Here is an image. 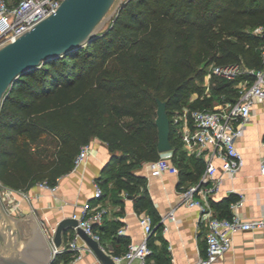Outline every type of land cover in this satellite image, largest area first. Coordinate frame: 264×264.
<instances>
[{
    "label": "trees",
    "instance_id": "1",
    "mask_svg": "<svg viewBox=\"0 0 264 264\" xmlns=\"http://www.w3.org/2000/svg\"><path fill=\"white\" fill-rule=\"evenodd\" d=\"M256 26L263 31L255 33ZM263 47L264 0H123L97 37L13 82L0 106V185L23 191L43 180L55 185L72 170L80 147L98 137L112 153L96 179L99 199L109 191L114 200L121 190L138 193L135 207L154 214L145 186L139 188L144 177L134 169L160 156L157 99L166 102L172 160L179 168L183 141L174 113L212 107L200 86L210 65L240 67L237 79L211 72L214 91L235 100L231 86L252 80L251 69L263 67ZM232 200H220L224 211L218 215H230ZM102 229L114 233L99 225L100 234ZM71 256L57 253L51 264H70Z\"/></svg>",
    "mask_w": 264,
    "mask_h": 264
},
{
    "label": "crops",
    "instance_id": "2",
    "mask_svg": "<svg viewBox=\"0 0 264 264\" xmlns=\"http://www.w3.org/2000/svg\"><path fill=\"white\" fill-rule=\"evenodd\" d=\"M181 125L182 123H179L177 132L181 130ZM235 143L242 152L244 164L234 177L219 170L218 174H222L223 180L219 190L210 197V205L215 213H223L220 200L228 196L235 200L242 194L244 200L242 206L238 208V213L244 218L264 216V172H261L259 167L264 149V102L256 101L252 105L251 117L240 135L236 136ZM87 145L90 151L86 159L77 168L58 177L55 190L35 184L28 190L20 192L26 194L33 208L41 213L43 224L48 222L52 227L62 217L78 212L85 203L103 204L107 214L100 224V230L104 226L107 230L112 228L114 233L102 229L101 241L112 253L120 254L126 250L129 242L137 243L143 239L144 232L139 222V214L148 212L146 208L135 207L138 193L128 194L121 190L115 196L117 200L111 197V191L101 199L93 197V182L101 175L112 153L108 144L98 137H92ZM205 153L197 155L183 143L178 157L177 173L152 175L149 170L150 161H143L134 169L136 174L144 177L139 188L142 190L145 186L155 209L154 214L148 213L154 226L148 239L155 247V256L150 257L155 264H172V261L176 264H199V259L206 253L207 225L205 221L200 220V211L197 207L182 202L180 192V185L201 182L205 170ZM210 183L211 180L208 181V184ZM109 187H113V180L109 182ZM13 191L19 192L15 189ZM171 212L173 216H170ZM158 225L159 229L156 230ZM121 226H124L125 230L119 237L121 240L127 239V242L121 241L118 237L115 239ZM219 263L264 264V228L234 232L232 246L223 254ZM77 264L102 263L91 249H86ZM123 264H139V261L134 258L129 262L124 261Z\"/></svg>",
    "mask_w": 264,
    "mask_h": 264
},
{
    "label": "built area",
    "instance_id": "3",
    "mask_svg": "<svg viewBox=\"0 0 264 264\" xmlns=\"http://www.w3.org/2000/svg\"><path fill=\"white\" fill-rule=\"evenodd\" d=\"M62 0H19L13 6L6 0H0V44L14 40L15 37L26 29L31 28L36 22L57 10ZM253 31L260 33L262 26H256ZM263 67L251 69L254 77L245 79L244 84L238 85V97L213 107L184 108L180 114L181 130L179 134L184 145L197 155L206 152L205 170L200 183L180 185L182 202L188 206L197 207L200 211V220L207 225L206 253L199 259V264H220L223 254L232 246V235L238 230H252L264 228V216L244 218L238 213V208L243 204V195L240 194L230 203V215L220 216L215 213L210 205V197L217 192L222 183V174L219 170L234 177L244 164L242 152L235 143L236 136L240 135L245 123L251 117V107L256 102H264V47L262 48ZM241 69L238 65L218 66L212 65V72L234 78ZM179 119H175L176 121ZM87 144L80 147L73 162V168H77L88 156ZM217 160L219 163H217ZM261 172H264V149L259 160ZM149 170L152 175H160L165 172L177 173L179 168L172 160V151H163L160 156L149 162ZM211 183L208 184V181ZM204 184V185H203ZM39 187L55 190V185L46 181L36 183ZM93 197L99 199L102 188L99 182H93ZM14 189L6 187V194L10 200V206L6 209L16 212L18 202L13 195ZM23 191V190H19ZM106 207L101 203L91 205L85 203L78 212H73L72 217L78 220L87 234L96 239L100 246L114 259L115 264H123L137 258L139 264H155L150 256L152 248L148 243L149 235L154 230L151 216L146 212L139 214V222L143 227L144 237L140 242H129L123 253H112L101 241L98 225L102 224ZM173 216V213H170ZM167 227L165 226V229ZM124 226L119 227L118 233H124ZM45 234L53 248L54 256L63 251H71L70 264H77L86 249H91L79 236L76 226L65 235L61 245L54 244L53 236L55 226L50 230L44 229ZM80 240V241H79ZM172 264L176 262L172 261Z\"/></svg>",
    "mask_w": 264,
    "mask_h": 264
},
{
    "label": "water",
    "instance_id": "4",
    "mask_svg": "<svg viewBox=\"0 0 264 264\" xmlns=\"http://www.w3.org/2000/svg\"><path fill=\"white\" fill-rule=\"evenodd\" d=\"M122 1L62 0L55 12L19 33L14 40L1 43L0 106L20 75L97 37L113 19ZM155 123L158 151L172 150L170 118L166 102L160 99H157ZM75 226L102 264H115L112 256L78 226V220L72 216H64L56 223L54 244L61 245L66 233ZM53 258V248L32 211L20 217L13 216L0 195V264H51Z\"/></svg>",
    "mask_w": 264,
    "mask_h": 264
},
{
    "label": "rangeland",
    "instance_id": "5",
    "mask_svg": "<svg viewBox=\"0 0 264 264\" xmlns=\"http://www.w3.org/2000/svg\"><path fill=\"white\" fill-rule=\"evenodd\" d=\"M212 70V66L210 65L207 68L208 73L206 74L204 80L201 82L200 86H201V91H202V95L204 96H210L211 97V105L212 107L227 101H231L230 98L227 97L228 93H226L225 91L223 92H215L213 89V83L214 81L211 78V71ZM239 73V72H238ZM237 79V75L235 76ZM245 83V79L244 78H240L239 80H237L234 85L231 86L232 90H237L238 92V85L239 84H244ZM197 96L196 93H193L189 96L188 102L192 99H194ZM185 108H187V106H185ZM180 112H175L173 115L174 119H179L180 118ZM17 192V191H16ZM13 192L14 197L16 198V202H18V209L16 210V212L11 213L13 216L16 217H20L23 216L27 213H30V210L32 211L37 224L41 227V229L44 231L45 228H47L48 230H50V228L52 227V224L45 222V224H43L42 220H41V213L38 212L36 210V208H33V204L30 203V200L27 198L28 196H26V194L22 193V192ZM0 195L2 197L3 203L4 205L7 207L10 206V200L6 194V187L1 186L0 185ZM23 197H25L23 199ZM45 233V231H44ZM46 236V234H45ZM47 238V236H46ZM48 239V238H47ZM49 241V240H48Z\"/></svg>",
    "mask_w": 264,
    "mask_h": 264
}]
</instances>
